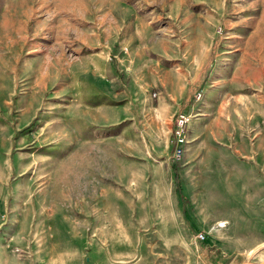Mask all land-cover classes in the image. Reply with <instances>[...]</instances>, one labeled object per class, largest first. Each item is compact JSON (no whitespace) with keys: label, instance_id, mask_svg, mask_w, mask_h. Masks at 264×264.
Masks as SVG:
<instances>
[{"label":"rangeland","instance_id":"obj_1","mask_svg":"<svg viewBox=\"0 0 264 264\" xmlns=\"http://www.w3.org/2000/svg\"><path fill=\"white\" fill-rule=\"evenodd\" d=\"M0 264H264V0H0Z\"/></svg>","mask_w":264,"mask_h":264},{"label":"built area","instance_id":"obj_2","mask_svg":"<svg viewBox=\"0 0 264 264\" xmlns=\"http://www.w3.org/2000/svg\"><path fill=\"white\" fill-rule=\"evenodd\" d=\"M201 93L197 95V97H200ZM188 122V116L185 113H178L176 116V129H175V135L177 137L176 139V147H175V154L178 156L182 153V147L181 144L184 141V131H185V125Z\"/></svg>","mask_w":264,"mask_h":264}]
</instances>
